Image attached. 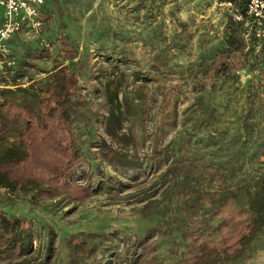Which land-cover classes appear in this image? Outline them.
Segmentation results:
<instances>
[{
    "label": "rangeland",
    "instance_id": "1",
    "mask_svg": "<svg viewBox=\"0 0 264 264\" xmlns=\"http://www.w3.org/2000/svg\"><path fill=\"white\" fill-rule=\"evenodd\" d=\"M229 12L220 0H44L42 31L19 32L9 41V54L0 56V88L35 87L59 62L75 73L69 130L81 162L66 181L89 190L81 202L55 196L33 205L28 193L0 187V210L31 220L30 256L41 264H66L67 236L72 244L80 232L116 230L137 251L152 243L157 264H185L191 226L218 220L206 211L204 195L213 198L222 187L206 166L245 141V159L258 152L245 161L239 183H232L235 197L226 208L249 217V194L264 189V45H256L252 67L220 50ZM1 13L0 7V20ZM60 39L68 42L72 59H63ZM44 48L46 56L36 58ZM223 62L235 79L227 82L224 75L221 89L210 94L218 121L184 119L195 89L205 85L211 92ZM107 81L115 86V102L106 96ZM15 92L25 116H35L34 98ZM111 110L120 115L118 139L104 131ZM247 110L256 126L244 130L237 117ZM190 189L203 195L201 206L182 201ZM217 237L212 232L204 238ZM103 264H111L110 257ZM214 264H264V227L240 258Z\"/></svg>",
    "mask_w": 264,
    "mask_h": 264
},
{
    "label": "trees",
    "instance_id": "2",
    "mask_svg": "<svg viewBox=\"0 0 264 264\" xmlns=\"http://www.w3.org/2000/svg\"><path fill=\"white\" fill-rule=\"evenodd\" d=\"M259 44L264 45V42H257L250 36L245 40L240 23L232 20L230 14L227 15L220 50L226 52V55L240 56L241 61H245L244 66L252 67L254 50ZM59 45L63 59H72L73 51L68 42L60 39ZM263 48L260 47L261 50ZM44 51L45 48L39 50L36 58L46 56ZM49 75L48 79L39 81L35 87L28 88L15 84L16 89L23 95L34 98L35 116L26 117L19 108L20 96L15 92V88L9 86L0 88V187L28 193V201L33 205L55 196H60L67 202H81L89 193L86 185H78L73 180L66 181L81 162V155L73 146L69 130L70 100L76 85L75 73L59 62L53 65ZM224 75H227L224 78L227 82L229 76L235 79V74L229 73L226 62L221 63L216 70L215 77L210 82L211 92L207 94L204 91L205 85L195 89L192 106L187 110L189 116L184 119L203 125L209 121H218L219 114L212 104L215 100L214 97L210 98V94L221 89L223 85L221 79ZM112 86L109 81L105 83L106 96L111 101V95H114L115 102L117 101L115 86ZM252 101L254 99L250 98L249 102ZM245 113L237 117L238 127L244 130L250 125L256 126L255 120L248 117L250 111L247 110ZM17 120L21 121L19 126ZM119 128V113L115 110L109 111L105 119V133L111 139H118ZM245 133L246 131L244 135ZM253 146L256 147L254 144ZM248 152L249 145L245 141V145H238L232 150L231 156L213 160L209 166L205 165L211 169V179L212 177L218 179L222 187L216 191L217 194L213 198H208V194L204 195L210 205L206 211H210L211 216H218V220L214 224H207L204 219L205 221H196L191 226V232L187 233V251L183 257L185 264H214L222 258L238 259L264 227V189L255 188L251 197L249 194L246 204L249 211L247 219H244V212L241 209L226 208L229 200L235 197L232 183H239L243 178L240 174L245 161L256 157L258 150L253 149L245 159ZM233 177L238 178L231 182L230 179ZM184 191L183 202L190 206L197 202L201 206L203 195L199 191L195 189ZM30 221L29 218L0 210V264L42 263L39 257L30 256L32 241L29 226L26 224ZM212 232H216L218 237L204 238ZM80 235L81 238L72 244H69L68 236L65 239L66 264H103L108 257L111 264H131L135 262V258L139 259L138 264H157L154 246L149 241L137 251L135 245L124 240L125 236L116 230L109 233L80 232Z\"/></svg>",
    "mask_w": 264,
    "mask_h": 264
},
{
    "label": "built area",
    "instance_id": "3",
    "mask_svg": "<svg viewBox=\"0 0 264 264\" xmlns=\"http://www.w3.org/2000/svg\"><path fill=\"white\" fill-rule=\"evenodd\" d=\"M224 3L230 6L232 20L240 23L245 40L250 36L257 42H264V0H233ZM43 5L44 0H0V56L9 54V41L17 33L39 34L42 31L45 25Z\"/></svg>",
    "mask_w": 264,
    "mask_h": 264
},
{
    "label": "crops",
    "instance_id": "4",
    "mask_svg": "<svg viewBox=\"0 0 264 264\" xmlns=\"http://www.w3.org/2000/svg\"><path fill=\"white\" fill-rule=\"evenodd\" d=\"M44 6V5H43Z\"/></svg>",
    "mask_w": 264,
    "mask_h": 264
}]
</instances>
